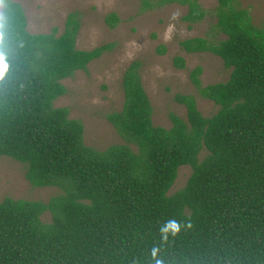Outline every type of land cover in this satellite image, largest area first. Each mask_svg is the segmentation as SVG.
Wrapping results in <instances>:
<instances>
[{
    "label": "trees",
    "instance_id": "trees-1",
    "mask_svg": "<svg viewBox=\"0 0 264 264\" xmlns=\"http://www.w3.org/2000/svg\"><path fill=\"white\" fill-rule=\"evenodd\" d=\"M0 3V156L26 164L34 186L61 189L47 201H0V264H264V21L237 0H217L212 11L202 0H143L145 9L186 5L189 27L213 13L216 36L181 46L221 57L231 74L203 85V67L193 68L192 83L219 109L205 116L195 95L177 94L187 118L171 113L164 127L132 62L123 108L108 115L125 142L101 150L55 101L67 94L64 79L113 44L79 49L76 11L63 33H32L21 3ZM107 20L115 27L119 17ZM182 166L192 173L171 193Z\"/></svg>",
    "mask_w": 264,
    "mask_h": 264
},
{
    "label": "rangeland",
    "instance_id": "rangeland-1",
    "mask_svg": "<svg viewBox=\"0 0 264 264\" xmlns=\"http://www.w3.org/2000/svg\"><path fill=\"white\" fill-rule=\"evenodd\" d=\"M21 3L32 33H47L57 28L65 31L69 13L78 12L80 30L77 47L90 50L112 43V48L89 64L88 70H78L63 80L67 94L55 101L56 106L70 108V116L84 124L85 143L97 149L124 143L125 140L108 119V115L123 108L125 93L123 75L134 61L141 63L144 86L152 100L155 125L171 127V113L187 118V108L176 100L177 94H193L205 116L216 113L219 106L202 97L191 81L190 72L203 67V85L226 81L231 70L221 57L211 52L190 53L181 41L202 36L214 38L216 17L209 13L202 21L192 24L184 19L188 7L169 4L144 8L143 0H15ZM250 10L255 24L264 21V0H237ZM217 0H202L204 8L212 11ZM2 4L0 3V14ZM116 13L119 22L112 27L107 18ZM225 37L217 36V38ZM165 46V52L159 49ZM186 59V67L178 68L174 58ZM206 154L201 153V158ZM26 164L10 156H0V201L14 199L49 200L61 192L56 186L36 187L26 178ZM192 173L190 166L179 169L171 193L184 187ZM50 220V214L43 216Z\"/></svg>",
    "mask_w": 264,
    "mask_h": 264
},
{
    "label": "clouds",
    "instance_id": "clouds-1",
    "mask_svg": "<svg viewBox=\"0 0 264 264\" xmlns=\"http://www.w3.org/2000/svg\"><path fill=\"white\" fill-rule=\"evenodd\" d=\"M6 71H7L6 57L4 55H0V77H2Z\"/></svg>",
    "mask_w": 264,
    "mask_h": 264
}]
</instances>
